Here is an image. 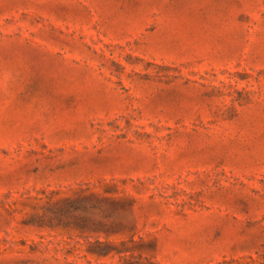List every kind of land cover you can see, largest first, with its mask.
Segmentation results:
<instances>
[{"label":"rangeland","instance_id":"obj_1","mask_svg":"<svg viewBox=\"0 0 264 264\" xmlns=\"http://www.w3.org/2000/svg\"><path fill=\"white\" fill-rule=\"evenodd\" d=\"M0 264H264V0H0Z\"/></svg>","mask_w":264,"mask_h":264}]
</instances>
